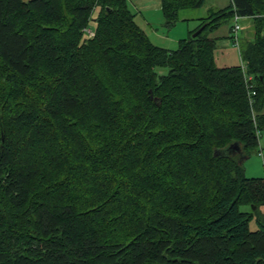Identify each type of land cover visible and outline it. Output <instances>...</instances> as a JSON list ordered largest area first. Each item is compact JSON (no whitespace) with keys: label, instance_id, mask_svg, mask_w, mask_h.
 I'll use <instances>...</instances> for the list:
<instances>
[{"label":"trees","instance_id":"trees-1","mask_svg":"<svg viewBox=\"0 0 264 264\" xmlns=\"http://www.w3.org/2000/svg\"><path fill=\"white\" fill-rule=\"evenodd\" d=\"M205 1L160 0L164 26ZM234 15L254 19L252 103L241 65L214 61ZM134 17L0 0V264H264V177L241 162L264 130V0L210 10L175 49Z\"/></svg>","mask_w":264,"mask_h":264},{"label":"rangeland","instance_id":"rangeland-1","mask_svg":"<svg viewBox=\"0 0 264 264\" xmlns=\"http://www.w3.org/2000/svg\"><path fill=\"white\" fill-rule=\"evenodd\" d=\"M131 10H133V2H137L139 6L145 7L148 11L144 9L141 11V15L146 18L150 17L151 23L145 28L147 33L151 36V40H154L155 44L168 48L175 49L178 46V40L188 36L189 32L193 30L199 23L197 18L206 16L210 10H216L218 8H223L230 3V0H206L204 4L197 8H188L179 12V16L185 17L188 20L178 21L172 27L161 26L160 22H164L161 11L157 13L158 5H160V0H126ZM136 19L143 24L142 16ZM236 18V20H235ZM137 22V21H136ZM239 25L237 31V37L239 42V47L233 43V31L232 26L235 24ZM189 26L191 29L188 34L180 31L179 27ZM254 19L251 16H238L228 17L222 24H220L216 29L209 32V36L215 38L216 47L214 50V61L217 66H228L234 64L241 65V54L240 50L244 48L247 41L251 40L254 36ZM94 28V23L90 22L87 29L92 31ZM153 28H157L159 31L163 32V36L169 33L170 38H176L173 42L169 38H159L155 33H151ZM86 29V28H85ZM185 29V28H184ZM93 32V31H92ZM182 32V33H181ZM180 36V37H177ZM160 72L165 73L167 68L158 69ZM243 163L245 174L249 177H264V130L259 136V142L256 148L250 150V154L241 160ZM242 210H248L249 207L242 205ZM264 213V206L261 207ZM249 227L251 229H256L257 224L253 218L249 221Z\"/></svg>","mask_w":264,"mask_h":264},{"label":"crops","instance_id":"crops-1","mask_svg":"<svg viewBox=\"0 0 264 264\" xmlns=\"http://www.w3.org/2000/svg\"><path fill=\"white\" fill-rule=\"evenodd\" d=\"M145 10V11H148L145 7H141V6H139L138 5V3L137 2H133V10L135 11L134 13H135V17H134V19L137 21V24L141 27V28H143V30L147 33V31L145 30V28L148 26V24L149 23H151V18L150 17H148V18H146L145 16H142L140 13H141V11L142 10ZM159 11H161V7H160V5H158V9H157V13L159 12ZM142 16V20H143V24L140 22V21H138L136 18L137 17H139V16ZM182 21H184V20H182ZM160 25L161 26H164V22H160ZM180 28V31H182L183 32V35H184V33H186V34H188V32L191 30V29H193V28H195V27H193V28H190L189 26H186V27H179ZM185 28V29H184ZM181 32V33H182ZM151 33H155L156 34V36L157 37H159V38H161V39H163V38H169L170 39V41L172 42H174L175 40H176V38L174 39H172V38H170L169 37V33L168 34H166V36H163V32L162 31H159L157 28H153V31L151 32ZM147 35L149 36V38L151 39V36L147 33ZM177 37H180V36H177ZM152 41H154V40H152ZM179 41V40H178ZM155 43V42H154ZM157 44V43H156ZM160 45V44H159ZM162 46H165V45H162ZM166 47V46H165Z\"/></svg>","mask_w":264,"mask_h":264},{"label":"built area","instance_id":"built-area-1","mask_svg":"<svg viewBox=\"0 0 264 264\" xmlns=\"http://www.w3.org/2000/svg\"><path fill=\"white\" fill-rule=\"evenodd\" d=\"M236 20V18H235ZM239 29V25L236 23L233 27H232V31L234 33V35L232 36L233 37V43L239 47V42H238V37H237V31ZM86 32L89 34V35H92L93 32L90 30V29H85ZM241 69L243 71V75H244V81H245V86H246V89H247V94H248V98H249V102L252 103V97L255 95V90H254V84L252 82V76L251 75H248L246 73V66H245V63L243 61H241Z\"/></svg>","mask_w":264,"mask_h":264},{"label":"water","instance_id":"water-1","mask_svg":"<svg viewBox=\"0 0 264 264\" xmlns=\"http://www.w3.org/2000/svg\"><path fill=\"white\" fill-rule=\"evenodd\" d=\"M204 26L202 25L201 27H199L195 32L192 33V36H196L203 28ZM232 146L234 147L235 151H239V146L236 143H233Z\"/></svg>","mask_w":264,"mask_h":264},{"label":"bare ground","instance_id":"bare-ground-1","mask_svg":"<svg viewBox=\"0 0 264 264\" xmlns=\"http://www.w3.org/2000/svg\"><path fill=\"white\" fill-rule=\"evenodd\" d=\"M256 119V118H255ZM257 123V122H256Z\"/></svg>","mask_w":264,"mask_h":264}]
</instances>
